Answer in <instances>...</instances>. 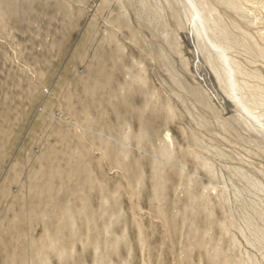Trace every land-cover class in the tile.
<instances>
[{"label": "rangeland", "instance_id": "374dc122", "mask_svg": "<svg viewBox=\"0 0 264 264\" xmlns=\"http://www.w3.org/2000/svg\"><path fill=\"white\" fill-rule=\"evenodd\" d=\"M0 264H264V0H0Z\"/></svg>", "mask_w": 264, "mask_h": 264}, {"label": "bare ground", "instance_id": "6f19581e", "mask_svg": "<svg viewBox=\"0 0 264 264\" xmlns=\"http://www.w3.org/2000/svg\"><path fill=\"white\" fill-rule=\"evenodd\" d=\"M186 43L189 45V48H190V54L194 57V58H199V53L198 51L196 50V48L193 46V43L195 42V35L193 33H187L186 35ZM196 68L198 70V72L201 73V75L204 76V79H205V70L208 71L209 73V70L207 69L206 65L204 62H199L198 60H196ZM210 75V73H209ZM206 80V79H205ZM207 82V81H206ZM208 85V83H207ZM210 88L212 89V91L217 94V98L219 101L222 100V102L226 101L225 97L221 94V92L218 90L217 86H216V83L214 81V83H210Z\"/></svg>", "mask_w": 264, "mask_h": 264}, {"label": "water", "instance_id": "95a60500", "mask_svg": "<svg viewBox=\"0 0 264 264\" xmlns=\"http://www.w3.org/2000/svg\"><path fill=\"white\" fill-rule=\"evenodd\" d=\"M209 87V86H208Z\"/></svg>", "mask_w": 264, "mask_h": 264}]
</instances>
